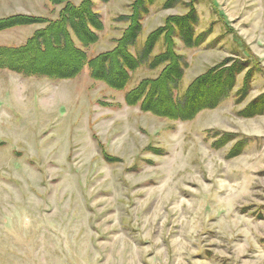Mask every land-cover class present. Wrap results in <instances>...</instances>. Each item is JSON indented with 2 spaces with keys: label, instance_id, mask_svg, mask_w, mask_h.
Here are the masks:
<instances>
[{
  "label": "rangeland",
  "instance_id": "374dc122",
  "mask_svg": "<svg viewBox=\"0 0 264 264\" xmlns=\"http://www.w3.org/2000/svg\"><path fill=\"white\" fill-rule=\"evenodd\" d=\"M132 1L92 0L103 27L88 57L114 47ZM167 1L149 7L131 51L194 6L204 41L173 38L184 62L178 97L212 67L248 65L224 99L188 119L124 99L165 65H150L161 39L122 90L87 66L64 79L0 68V264H264V109L239 113L264 94V0ZM61 6L0 0V18H53ZM42 27L2 30L0 45Z\"/></svg>",
  "mask_w": 264,
  "mask_h": 264
},
{
  "label": "trees",
  "instance_id": "16d2710c",
  "mask_svg": "<svg viewBox=\"0 0 264 264\" xmlns=\"http://www.w3.org/2000/svg\"><path fill=\"white\" fill-rule=\"evenodd\" d=\"M50 1L62 5L56 17L18 13L0 18V31L15 26L43 24L21 45H0V68L26 76L64 79L77 76L87 66L91 78L122 90L129 82L130 72L149 60L161 39L164 49L153 56L150 65H165L156 77L144 78L126 90L124 99L131 105L139 103L144 111L183 120L204 108L216 106L232 91L237 74L248 67L244 61L230 64L227 68L220 65L212 67L197 76L180 98L177 92L184 62L182 56L175 52L173 38H179L187 46H198L204 41L203 33L195 34L198 17L194 6H190L185 14L168 18L162 26L149 32L143 45L136 49L137 53H133L131 49L136 46L142 20L155 2L133 0L128 13L123 16L127 26L114 47L88 57L85 48L98 39L97 32L103 27L92 0H79L77 4L70 0ZM174 1L168 0L165 5H172ZM244 78L239 90L243 96L249 90L250 71ZM263 109L264 94H261L239 113L251 117L261 114ZM222 141L217 140L216 144L220 145Z\"/></svg>",
  "mask_w": 264,
  "mask_h": 264
}]
</instances>
